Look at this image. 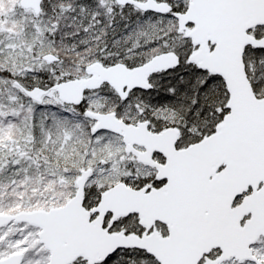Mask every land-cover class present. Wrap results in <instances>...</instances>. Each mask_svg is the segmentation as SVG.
I'll use <instances>...</instances> for the list:
<instances>
[{
  "label": "snow or ice",
  "instance_id": "snow-or-ice-1",
  "mask_svg": "<svg viewBox=\"0 0 264 264\" xmlns=\"http://www.w3.org/2000/svg\"><path fill=\"white\" fill-rule=\"evenodd\" d=\"M0 264H264V0H0Z\"/></svg>",
  "mask_w": 264,
  "mask_h": 264
}]
</instances>
